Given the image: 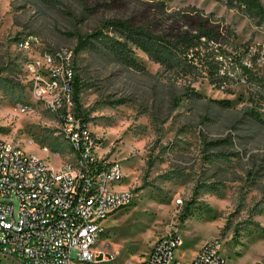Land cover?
Listing matches in <instances>:
<instances>
[{"label":"rangeland","instance_id":"obj_1","mask_svg":"<svg viewBox=\"0 0 264 264\" xmlns=\"http://www.w3.org/2000/svg\"><path fill=\"white\" fill-rule=\"evenodd\" d=\"M164 1L172 10L212 12L239 42L264 48V30L217 0ZM96 2L0 0V138L40 157L46 147L60 154L57 163L67 161L58 119L34 102L25 69L29 55L17 42L34 34L44 48H68L75 111L121 165L117 188L132 193L129 205L103 221L95 247L112 261L100 264H140L167 232L180 236L175 257L182 262L217 239L225 264L264 263V121L246 113L245 84L225 91L205 80L186 82L139 50L133 55L142 69L115 60L104 41L83 45V35L114 14L85 8ZM21 102L28 104L25 112ZM260 115L264 119V110ZM11 201L16 216L18 201ZM0 264L21 263L0 254Z\"/></svg>","mask_w":264,"mask_h":264},{"label":"built area","instance_id":"obj_2","mask_svg":"<svg viewBox=\"0 0 264 264\" xmlns=\"http://www.w3.org/2000/svg\"><path fill=\"white\" fill-rule=\"evenodd\" d=\"M17 47L29 55L25 69L34 102L58 119L69 151L67 161L57 163L58 152L43 147L40 157L0 138V254L21 264L110 262L95 244L103 221L129 205L132 193L117 188L124 179L121 165L75 111L72 50L44 48L34 34L20 38ZM18 109L25 112L28 104ZM179 244L177 233L163 234L140 264H225L217 239L205 241L187 262L175 257Z\"/></svg>","mask_w":264,"mask_h":264},{"label":"trees","instance_id":"obj_3","mask_svg":"<svg viewBox=\"0 0 264 264\" xmlns=\"http://www.w3.org/2000/svg\"><path fill=\"white\" fill-rule=\"evenodd\" d=\"M217 1L264 30V5L260 0ZM96 3L85 8L92 13L102 7L114 14L84 34L83 45L93 39L104 41L115 60L142 69L133 55L139 50L165 72L186 82L205 80L225 91L230 84L241 82L249 93L246 113L264 121L260 115L264 110V48L239 42L229 25L223 24L214 13L196 7L172 10L164 0ZM76 94L74 78V97Z\"/></svg>","mask_w":264,"mask_h":264}]
</instances>
